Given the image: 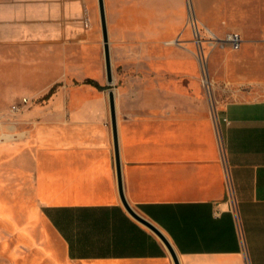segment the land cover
I'll list each match as a JSON object with an SVG mask.
<instances>
[{
	"label": "crops",
	"instance_id": "crops-1",
	"mask_svg": "<svg viewBox=\"0 0 264 264\" xmlns=\"http://www.w3.org/2000/svg\"><path fill=\"white\" fill-rule=\"evenodd\" d=\"M127 1L121 11L133 19L137 9ZM223 17L242 41L238 50L211 54L220 84L214 100L166 94L157 126L145 106L136 117L117 116L125 199L166 236L179 264H264V0H212L215 36ZM88 104L59 112L66 124L38 126L35 160L16 168L43 257L50 264H173L125 211L111 126L102 125L110 113L94 114Z\"/></svg>",
	"mask_w": 264,
	"mask_h": 264
},
{
	"label": "rangeland",
	"instance_id": "rangeland-1",
	"mask_svg": "<svg viewBox=\"0 0 264 264\" xmlns=\"http://www.w3.org/2000/svg\"><path fill=\"white\" fill-rule=\"evenodd\" d=\"M127 2L104 0L113 77L109 85L97 0H0V264H50L39 247L43 236L27 222L33 203L23 200L16 169L35 160L38 126L66 124V118L59 121V112L81 110L84 102L94 114L105 108L109 112L110 90L120 120L136 117L145 106L156 126L166 94L188 100L216 97L220 84L213 77L211 54L228 44H211L212 0H134L133 19L122 14ZM225 21L218 22L223 33L216 37L221 39L228 33ZM201 59L209 86L202 81ZM86 79L104 89L84 84ZM13 106L19 109L12 111ZM102 125L110 128V119Z\"/></svg>",
	"mask_w": 264,
	"mask_h": 264
},
{
	"label": "water",
	"instance_id": "water-1",
	"mask_svg": "<svg viewBox=\"0 0 264 264\" xmlns=\"http://www.w3.org/2000/svg\"><path fill=\"white\" fill-rule=\"evenodd\" d=\"M97 1H98L101 32H102L106 82L107 84L111 85L113 82V77H112V69H111V58H110L109 37H108L105 5H104V0H97ZM108 105H109L110 126L112 131V140H113L114 163L116 165L117 186H118V192L121 203L127 214L132 219H134L136 222L147 228L159 239V241L163 244L168 254L170 255L173 264H179L177 253L175 252L172 244L169 242L166 236L152 222H150L149 220L141 216L139 213H137L125 199L123 192L122 177H121V168H120L121 160H120L119 139H118V131H117V114H116V106H115V96L113 91L111 90L108 92Z\"/></svg>",
	"mask_w": 264,
	"mask_h": 264
},
{
	"label": "built area",
	"instance_id": "built-area-1",
	"mask_svg": "<svg viewBox=\"0 0 264 264\" xmlns=\"http://www.w3.org/2000/svg\"><path fill=\"white\" fill-rule=\"evenodd\" d=\"M195 36L197 37V42L200 43V35H199L198 30L195 33ZM212 40H213V43H211V44H218L220 42H226L231 47L232 50H238L240 45H241V41H242L240 35L238 33H235V32L226 34V36H225V38L223 40L219 39L216 36H214L212 38ZM26 103H27V99L23 98L21 103H20V105L24 106ZM18 109H19L18 106H13L12 107V111H17ZM237 227H238L239 235H240L241 240H242L241 228H240L239 225Z\"/></svg>",
	"mask_w": 264,
	"mask_h": 264
},
{
	"label": "trees",
	"instance_id": "trees-1",
	"mask_svg": "<svg viewBox=\"0 0 264 264\" xmlns=\"http://www.w3.org/2000/svg\"><path fill=\"white\" fill-rule=\"evenodd\" d=\"M84 84H88L91 85L93 87H95L98 90H103L104 88L102 86H100L96 81L91 80V79H86L84 81ZM54 92V87L48 92V94L46 95V98L50 97V95Z\"/></svg>",
	"mask_w": 264,
	"mask_h": 264
},
{
	"label": "bare ground",
	"instance_id": "bare-ground-1",
	"mask_svg": "<svg viewBox=\"0 0 264 264\" xmlns=\"http://www.w3.org/2000/svg\"><path fill=\"white\" fill-rule=\"evenodd\" d=\"M190 19L191 18H193V22H195V23H197L198 21H195V16H194V14H193V12L192 11H190ZM209 31V30H208ZM200 63H201V68H202V70H204L205 69V67H204V61H202V59L200 60ZM203 83L205 84V85H207V86H209V85H211V82L207 79V76H206V73H205V70H204V78H203Z\"/></svg>",
	"mask_w": 264,
	"mask_h": 264
}]
</instances>
